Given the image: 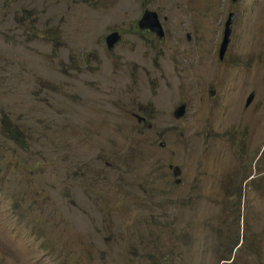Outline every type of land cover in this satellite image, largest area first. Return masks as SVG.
<instances>
[{
    "label": "rangeland",
    "instance_id": "rangeland-1",
    "mask_svg": "<svg viewBox=\"0 0 264 264\" xmlns=\"http://www.w3.org/2000/svg\"><path fill=\"white\" fill-rule=\"evenodd\" d=\"M0 264H264V0H0Z\"/></svg>",
    "mask_w": 264,
    "mask_h": 264
},
{
    "label": "water",
    "instance_id": "water-1",
    "mask_svg": "<svg viewBox=\"0 0 264 264\" xmlns=\"http://www.w3.org/2000/svg\"><path fill=\"white\" fill-rule=\"evenodd\" d=\"M232 16H233L232 13H228V16L226 17L223 23L222 37H221V41L219 43L218 50H217L218 58H222L226 50V47L228 44V37L230 33V22H231ZM136 25L139 29L145 28L155 34H158V32L161 31L159 28V22H158V17L156 13L148 9H145L143 11L141 17L137 20ZM117 39H118V34L115 35L114 37L112 35H107L105 38V41L109 44H113L114 42L117 41ZM178 112H180V108L175 110V114H178ZM160 144L162 145L163 143L161 142Z\"/></svg>",
    "mask_w": 264,
    "mask_h": 264
},
{
    "label": "flooded vegetation",
    "instance_id": "flooded-vegetation-1",
    "mask_svg": "<svg viewBox=\"0 0 264 264\" xmlns=\"http://www.w3.org/2000/svg\"><path fill=\"white\" fill-rule=\"evenodd\" d=\"M145 31H147V30H145ZM118 32H119V31H118ZM119 33H120V32H119ZM120 36H121V35H120ZM118 44H119V42L116 43V46H117ZM117 58H118V59H121L122 56H118V55H117ZM136 119H137V121H140V122H143V123L145 122V118H144L143 116H141V115H137Z\"/></svg>",
    "mask_w": 264,
    "mask_h": 264
},
{
    "label": "trees",
    "instance_id": "trees-1",
    "mask_svg": "<svg viewBox=\"0 0 264 264\" xmlns=\"http://www.w3.org/2000/svg\"><path fill=\"white\" fill-rule=\"evenodd\" d=\"M1 122L3 124L5 122V120L4 119H1ZM12 126H13V128H16L14 124Z\"/></svg>",
    "mask_w": 264,
    "mask_h": 264
},
{
    "label": "clouds",
    "instance_id": "clouds-1",
    "mask_svg": "<svg viewBox=\"0 0 264 264\" xmlns=\"http://www.w3.org/2000/svg\"><path fill=\"white\" fill-rule=\"evenodd\" d=\"M136 26V28H137V25H135ZM115 32H117V31H115ZM106 36V35H105ZM120 36L118 35V38H119ZM120 40H117L116 42H115V44L117 43V42H119ZM225 53V52H224Z\"/></svg>",
    "mask_w": 264,
    "mask_h": 264
}]
</instances>
